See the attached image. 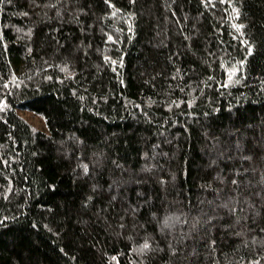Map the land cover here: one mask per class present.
Segmentation results:
<instances>
[{"label": "trees", "instance_id": "1", "mask_svg": "<svg viewBox=\"0 0 264 264\" xmlns=\"http://www.w3.org/2000/svg\"><path fill=\"white\" fill-rule=\"evenodd\" d=\"M0 264H264V0H0Z\"/></svg>", "mask_w": 264, "mask_h": 264}, {"label": "rangeland", "instance_id": "2", "mask_svg": "<svg viewBox=\"0 0 264 264\" xmlns=\"http://www.w3.org/2000/svg\"><path fill=\"white\" fill-rule=\"evenodd\" d=\"M31 121H32L34 124H36V125L39 124V121H38L37 118H31Z\"/></svg>", "mask_w": 264, "mask_h": 264}, {"label": "snow or ice", "instance_id": "3", "mask_svg": "<svg viewBox=\"0 0 264 264\" xmlns=\"http://www.w3.org/2000/svg\"><path fill=\"white\" fill-rule=\"evenodd\" d=\"M145 247H147V245Z\"/></svg>", "mask_w": 264, "mask_h": 264}]
</instances>
